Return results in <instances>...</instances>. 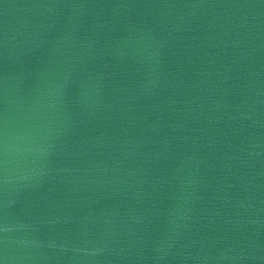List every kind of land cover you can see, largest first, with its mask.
<instances>
[{"label":"water","instance_id":"obj_1","mask_svg":"<svg viewBox=\"0 0 264 264\" xmlns=\"http://www.w3.org/2000/svg\"><path fill=\"white\" fill-rule=\"evenodd\" d=\"M0 264H264V0H0Z\"/></svg>","mask_w":264,"mask_h":264}]
</instances>
